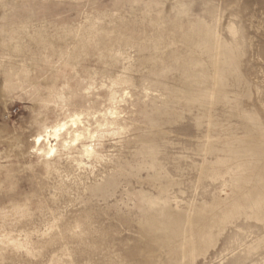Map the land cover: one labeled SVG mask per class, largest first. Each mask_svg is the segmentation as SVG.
Segmentation results:
<instances>
[{
	"label": "rangeland",
	"instance_id": "rangeland-1",
	"mask_svg": "<svg viewBox=\"0 0 264 264\" xmlns=\"http://www.w3.org/2000/svg\"><path fill=\"white\" fill-rule=\"evenodd\" d=\"M0 264H264V0H0Z\"/></svg>",
	"mask_w": 264,
	"mask_h": 264
},
{
	"label": "bare ground",
	"instance_id": "bare-ground-1",
	"mask_svg": "<svg viewBox=\"0 0 264 264\" xmlns=\"http://www.w3.org/2000/svg\"><path fill=\"white\" fill-rule=\"evenodd\" d=\"M65 126V125H64ZM59 132H60V129L59 128H55V129H53V130H48L47 132H46V136H41V137H39V141L38 142H40L41 140L40 139H42L43 141H47L48 143H49V145H50V148H51V150H52V152H54V150H55V146H53V144H52V142H50V139L52 138V137H54V138H56V139H58V134H59Z\"/></svg>",
	"mask_w": 264,
	"mask_h": 264
}]
</instances>
